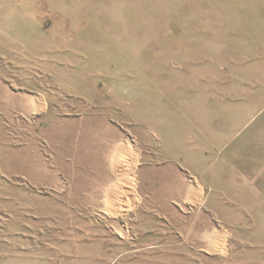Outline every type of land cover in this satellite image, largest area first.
<instances>
[{
	"label": "rangeland",
	"instance_id": "rangeland-1",
	"mask_svg": "<svg viewBox=\"0 0 264 264\" xmlns=\"http://www.w3.org/2000/svg\"><path fill=\"white\" fill-rule=\"evenodd\" d=\"M253 3L0 0V264H264Z\"/></svg>",
	"mask_w": 264,
	"mask_h": 264
},
{
	"label": "crops",
	"instance_id": "crops-1",
	"mask_svg": "<svg viewBox=\"0 0 264 264\" xmlns=\"http://www.w3.org/2000/svg\"><path fill=\"white\" fill-rule=\"evenodd\" d=\"M261 2H262V0H260L259 2H258L257 0H255V3H253V4H254V7H259V5H260ZM262 8L264 9V7H259V8H256L255 11H254V13L259 14V21H258V22H255V24H254L257 30H258V29H262V28H263V24H264V20H262V12H263V11H262ZM255 18H256V17H255ZM263 18H264V15H263ZM246 27H247V28H248V27H249V28L252 27V24L250 23V21H249V24L246 25ZM252 34L258 36V38H259V36H262V32H259V31H258V33L255 32V33H252ZM252 34L247 33V34H246L247 38L251 37ZM246 45H247V47H249V49L247 48V50H248V51H252V45L250 44V42L246 43ZM253 50H254V49H253ZM219 51H220V50H219ZM196 195H197V197L199 198V191H196Z\"/></svg>",
	"mask_w": 264,
	"mask_h": 264
},
{
	"label": "bare ground",
	"instance_id": "bare-ground-1",
	"mask_svg": "<svg viewBox=\"0 0 264 264\" xmlns=\"http://www.w3.org/2000/svg\"><path fill=\"white\" fill-rule=\"evenodd\" d=\"M128 179H129L130 184H133V181H134L133 174H131L130 172L128 173Z\"/></svg>",
	"mask_w": 264,
	"mask_h": 264
}]
</instances>
